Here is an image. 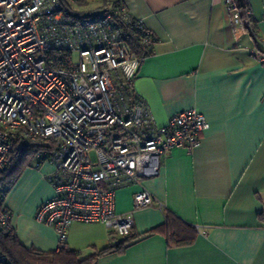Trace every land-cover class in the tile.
<instances>
[{"label":"crops","instance_id":"crops-1","mask_svg":"<svg viewBox=\"0 0 264 264\" xmlns=\"http://www.w3.org/2000/svg\"><path fill=\"white\" fill-rule=\"evenodd\" d=\"M117 4L153 37L134 91L156 126L196 110L209 127L196 148L174 149L157 177L141 182L161 210L133 211L138 187L116 192L114 212L133 211L135 239L126 247L100 256L122 239L97 223H72L66 247L80 259L97 256L93 264H264V67L254 60L264 52V0L246 1L254 38L227 20L223 0H95L72 8L93 13ZM52 171L29 163L3 201L19 244L41 254L58 247L55 231L34 220L53 197ZM188 235L189 243L175 244Z\"/></svg>","mask_w":264,"mask_h":264},{"label":"built area","instance_id":"built-area-1","mask_svg":"<svg viewBox=\"0 0 264 264\" xmlns=\"http://www.w3.org/2000/svg\"><path fill=\"white\" fill-rule=\"evenodd\" d=\"M92 1L0 0V175L23 150L32 152L34 170L52 166L46 181L53 197L34 220L55 231L57 250L72 223L101 224L125 238L133 211L161 210L141 182L157 177L174 149L196 148L209 127L196 110L156 126L134 91L146 56L126 42L133 36L149 50L153 37L120 4L93 13L72 8ZM223 1L227 20L254 38L247 0ZM254 60L264 67V52H254ZM127 186L138 187L133 211L119 215L114 196ZM2 194L0 228L11 231Z\"/></svg>","mask_w":264,"mask_h":264},{"label":"trees","instance_id":"trees-1","mask_svg":"<svg viewBox=\"0 0 264 264\" xmlns=\"http://www.w3.org/2000/svg\"><path fill=\"white\" fill-rule=\"evenodd\" d=\"M244 8V5H241ZM66 11L75 14L71 9L67 8ZM130 51L138 57L148 55V50L143 49L139 42L133 36H128L126 39ZM30 150H23L16 153L14 161L9 165L0 175V192L4 195L7 190L13 185L14 181L19 176L20 172L26 168L30 163ZM188 230L191 229L188 227ZM193 234V233H192ZM191 234V235H192ZM190 235V234H189ZM176 240L175 244H186L191 240V236ZM115 245V247L104 249L99 255L107 254L110 252L121 251L126 245L134 240L130 234ZM0 264H93L97 256H91L85 259H80L77 252L69 250L66 246L53 253L44 254L34 250H27L19 244L14 232L6 231L0 228Z\"/></svg>","mask_w":264,"mask_h":264},{"label":"rangeland","instance_id":"rangeland-1","mask_svg":"<svg viewBox=\"0 0 264 264\" xmlns=\"http://www.w3.org/2000/svg\"><path fill=\"white\" fill-rule=\"evenodd\" d=\"M77 8H78V7H77ZM77 8H76V9H77ZM81 9H82V11H83L84 8H81ZM77 10H78V9H77ZM82 13H84V12H82ZM30 163H31V162H30Z\"/></svg>","mask_w":264,"mask_h":264}]
</instances>
